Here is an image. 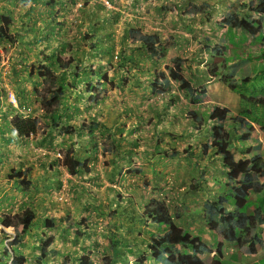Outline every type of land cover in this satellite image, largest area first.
I'll return each mask as SVG.
<instances>
[{"label":"rangeland","instance_id":"1","mask_svg":"<svg viewBox=\"0 0 264 264\" xmlns=\"http://www.w3.org/2000/svg\"><path fill=\"white\" fill-rule=\"evenodd\" d=\"M29 1L0 0V11L13 14L14 30L19 31L15 43L0 41V123L9 125L16 115H27L9 102L10 92L18 104L32 107L29 117L38 118L37 129L27 141L15 138L6 124L0 126V181L11 169L22 171L21 176L26 170L31 181L24 191L19 178L0 187V217L10 216L18 223L21 242L17 246L24 264H80L83 255L93 264H137L144 254V264L150 262L148 235L163 230V225L140 215L152 197L167 202L173 216L181 215L177 220L190 236L206 232L198 209L189 211L180 205L183 182L191 180L189 169L182 174L181 167L189 165L191 156L211 140L213 124L206 113L212 102L219 99L235 109L241 100L222 82L224 76L242 78L252 65V81L240 83L238 90L244 95L264 91V43L246 31L230 29L224 20L233 12L247 15L249 2L256 0H111L110 9L97 0H53L52 5L39 0L38 8L35 5L30 11L32 18L33 13L46 16L53 11L61 21L53 32L59 31L72 47L88 49L67 73L65 98L58 110L64 114L57 127L47 124L35 100L42 87L36 68L42 64L38 62L41 50L48 51L42 38L49 24L41 23L34 36L28 28L33 21L20 23L18 13L27 9ZM251 16L264 30L259 13L252 11ZM0 20L6 21L2 13ZM129 29L157 33L165 50L143 51L131 42ZM83 34H89L86 43ZM93 41L100 47L91 51ZM214 46H222L223 51L216 53L211 50ZM67 56L62 54V60ZM175 58L182 61L186 83L170 81L152 90L157 74L167 73ZM75 72L79 76L72 79ZM103 74L106 89L97 84ZM202 87L210 100L197 105L199 100L192 99ZM242 101L243 111L250 109L248 114L254 118L264 116L263 105ZM190 109L202 118L200 124L192 120ZM90 119L101 123L100 128L88 132ZM63 123L83 130L64 134L58 130ZM70 149L86 160L87 171L68 172L64 156ZM24 208L34 213L28 232L22 230ZM14 235L11 227L0 224V263H11L12 256L2 257L1 247L13 243ZM48 236L54 251L40 259L39 247Z\"/></svg>","mask_w":264,"mask_h":264},{"label":"trees","instance_id":"2","mask_svg":"<svg viewBox=\"0 0 264 264\" xmlns=\"http://www.w3.org/2000/svg\"><path fill=\"white\" fill-rule=\"evenodd\" d=\"M44 1V0H42ZM34 3V6L39 4V0H31ZM46 5H52L53 0H46L44 2ZM33 5L30 6L29 9L23 11V18L27 19V22L33 21V25H29V30L32 31L34 36H37V31L40 29L41 23H48V27L46 26L47 32L46 36L43 37V42H45V49L48 51L41 50L42 59H38V62H41L40 66H37V75L41 78L39 81L42 87L40 93H38L37 98L35 99L38 106L43 109L42 116L44 120H46L47 124L49 122L55 127L58 126V122L62 119L64 113L59 114L58 110L60 105L64 102L65 98V88L67 87V73L69 68L79 55L84 56L88 49L80 47H72L71 42L66 41V37H62L61 33L53 32L52 28L61 25V21H59L54 15L53 11H49L46 16H44L40 11L33 13L35 14V18H32V13L30 11L34 8ZM249 11L247 15H239L236 12H233L224 19L226 24L231 29H240L242 31H246L251 36L257 38L259 37L260 41H264V34H261V30L256 26V20L251 16L252 11H256L259 13L260 20L264 18V0H256L249 2ZM4 17H6V21L1 22L0 20V41H6L8 43H15L19 37V31L14 30V17L10 11L1 12ZM0 13V15H1ZM28 18H30L28 20ZM39 22V24L37 23ZM19 30V29H16ZM18 32V33H17ZM49 33V35H48ZM88 35H81V38L84 39V42L88 40ZM129 38L131 42L138 43L139 47L143 49V51L147 52V50H151L153 53H158L164 51L166 45L161 40L160 36L157 33H149L144 32L140 29H129L128 31ZM236 33H233V36ZM18 36V37H17ZM52 42H55L54 45ZM92 50H96L99 48V42L93 41L89 43ZM78 50V51H77ZM211 50H215L217 53H220L222 50L221 46H214ZM68 54L67 59L62 60V54ZM151 54V55H152ZM58 71V73L56 72ZM34 70H29V75H33ZM79 76V73H73L71 75L72 79H75ZM232 77L226 76L222 78V82L228 85V88L237 92L240 96L241 100H251L254 103L264 104V97H254L256 94H263V90H258L255 92L254 90L249 95H244L239 92L238 86L246 82L248 83V79L244 78L237 83L236 81L231 79ZM101 81L98 82L100 86H104L106 89L107 77L106 75H102L100 78ZM170 81H175L180 84H185L187 79L182 72V61L179 58L173 59L172 66L167 68V73L164 71H160L154 79V85L152 86V90L154 87L168 86ZM92 87V86H91ZM205 87L201 88V95H204L203 92ZM155 90V89H154ZM200 96L195 95L193 102H196ZM20 104H22L20 102ZM66 108V107H65ZM64 108V109H65ZM264 108V105H263ZM251 112V111H250ZM249 112V113H250ZM229 108L225 106H219L214 104L210 107V111L208 113V118L213 122V126L211 127V142L204 143L203 146L205 149L212 148L222 159L223 165L227 169V178L228 184L233 182L234 177L240 175L242 177V181L244 185L241 186L242 192L247 191L248 188H252L253 190H260L264 184H259L254 181V175L260 172L263 168V163L260 161L259 157L254 158H246V157H238L235 155L234 151H232L229 143L230 133L224 128V121L228 118ZM248 114V113H247ZM190 115L193 116V121L196 124H200L202 118L196 115L195 111H190ZM92 118V117H90ZM250 121H254L258 124L264 123V116L250 117ZM91 120V126L87 127V131L94 130L95 128H100L101 123L97 124L93 119ZM233 122L238 120L237 117H233L231 119ZM241 122V119L238 120ZM195 124V128H199V125ZM12 129L15 132L16 137L27 138L30 137L37 129L38 126V118L36 117H19L17 116L12 121ZM59 131H63L64 134L73 135L80 134L82 132V128L76 127L69 123H63L61 127L58 129ZM88 131V132H89ZM91 133V132H90ZM74 149H70V151L64 156L65 164L68 172L72 175L79 173L80 171L88 170V166L86 160L81 159L79 154H75ZM23 176L20 175V171H14L11 169L8 177L10 179L19 178L20 185L23 187L22 190H26L24 188H28L31 181L27 176V171H23ZM221 200V198L219 199ZM205 214L212 219L215 215L219 217L213 224L221 225V235L226 241H244L247 243L248 251L254 249L255 243L258 242V237L254 235L253 229L255 226H251L248 224V214L246 212H228L225 211L224 207L221 203L214 202H205ZM34 213L28 208H24L21 215L22 219V230L25 232L30 231L33 226V218ZM140 215L147 219L148 221L155 223L157 225H163L164 231L156 232L152 231L148 235V248L150 252V257L157 262L162 264H224L222 261V243L219 242L215 245L214 249L207 245L205 242L201 240L199 236H191L186 240L185 237L187 235V231L177 225L173 216L170 213L168 205L158 199V198H150L147 203L143 206V209L140 212ZM258 223H260L259 215L254 214ZM178 217V215H176ZM229 218V219H228ZM0 224L3 227H11L14 231V242L13 243H5L2 245V257L6 258L12 256L10 264H24L23 255L20 249L18 248V244L21 242V234H19L18 223L11 218L10 216L0 217ZM214 226V225H213ZM242 236V238L240 237ZM52 237H46L45 241H43L40 245V254L39 258L43 259L46 255L51 254L54 251V245L52 244ZM189 243L190 249H186L184 244ZM214 251V255L211 260L207 263L202 262L200 255L211 253ZM15 256V257H14ZM147 260V255H141L137 260V264H144ZM80 264H93V261L87 256L83 255L79 259ZM0 264H7L6 262H1Z\"/></svg>","mask_w":264,"mask_h":264},{"label":"crops","instance_id":"3","mask_svg":"<svg viewBox=\"0 0 264 264\" xmlns=\"http://www.w3.org/2000/svg\"><path fill=\"white\" fill-rule=\"evenodd\" d=\"M27 4V9H29L31 5L34 6V3H31V1H29ZM2 8L5 9V7ZM1 12L5 11H0V13ZM18 15L14 16L21 18L20 23L28 25L27 19L23 18V11L19 12ZM234 74L236 76V73ZM254 75L255 74L252 72V65H250V69L249 71L245 72L244 78H247L250 82L252 81ZM240 79V75L234 77L235 81ZM256 97H264V92L263 94H256ZM222 102L223 101L218 99L217 102H212V104H223L222 106L229 108L228 118H226L224 121V128L230 133L229 143L232 151H234L235 155L238 157H246L249 159L254 157L260 158V161L263 163V168L260 172L254 175L253 179L259 184H264V123L258 124L254 121H250L251 115L247 113H249L251 110H242L243 106H241V104L244 101L240 100L237 108L235 109L227 106V104H225L226 102ZM256 106L257 105H255V107ZM260 111L262 112V109ZM233 117H237L238 120L241 119V122L238 120L233 122L231 120ZM2 124H6V121L0 123V126H2ZM7 126L9 131L14 132L12 129V123L5 125L6 128ZM0 138L3 139L2 132L0 133ZM15 138L20 139V137L16 136ZM23 139L27 141L28 137ZM211 140H206V143H210ZM12 141L9 143H15ZM4 151L8 154L7 147L4 149ZM188 164L189 165L186 163V167H181L182 174H185V169H189L188 174L191 175V180L187 179V181L185 180L183 182L181 189L182 195L180 196V205L189 211H191L192 208H197L198 218L202 217L208 227L206 232L203 234H193L191 236H199L203 242L212 248H214L217 243L221 242L222 261L224 264H264V186L260 190L248 188L247 191L242 192L241 186L244 185V182L242 181V177L240 175L234 177L233 182L231 181V184H228L227 169L224 167V165H221L223 164L221 157L211 147L207 149H205L204 146L200 147L191 156ZM20 172L22 173V171ZM8 174L3 180L0 181V187L3 184L6 186L8 183V180L10 179ZM193 177L194 179L192 180ZM12 180L14 179H10L12 183H15V180ZM192 186L194 187L192 188ZM193 191L199 192V194L195 195L192 193ZM220 198L221 200H219ZM206 201H211L214 203L219 202L222 204L225 211L228 212L237 211L246 212L248 214V224L255 226L253 233L259 239L258 242L255 243L253 250L248 251L247 243L244 241H226L223 238L220 231L221 225H212V223L218 220L219 217L215 215L212 219H210V217L205 214L204 209ZM166 204L168 205L169 210L172 209L173 211V208H171L167 202ZM256 213L259 215L261 221L260 223H258L256 217L254 216ZM177 215L179 214L177 213ZM180 216L181 215H179V217ZM174 222L183 228L179 220L174 219ZM162 231H164V228ZM191 236L187 233L185 239L187 240L188 237ZM240 237L242 238L241 235ZM184 247L189 250L190 244L186 243L184 244ZM213 255L214 251L209 253L207 257L201 258L200 255V258L202 262L207 263L211 260ZM148 261L150 262L146 264H162L160 262L154 261L152 258L148 259ZM225 261L229 262L226 263Z\"/></svg>","mask_w":264,"mask_h":264},{"label":"clouds","instance_id":"4","mask_svg":"<svg viewBox=\"0 0 264 264\" xmlns=\"http://www.w3.org/2000/svg\"><path fill=\"white\" fill-rule=\"evenodd\" d=\"M97 2H99L98 0H97ZM110 2H111V0H110ZM100 3V2H99ZM100 4H102V3H100ZM103 5V4H102ZM104 6V5H103ZM105 7V6H104ZM105 8H107V7H105ZM108 9H110V8H108ZM261 21V23H263V21H264V18L262 19V20H260ZM258 27V26H257ZM260 30H261V33L263 32V34H264V30H262L260 27H258ZM231 29V28H230ZM247 35H250L249 33H247ZM251 36V35H250ZM252 38H254L255 40H256V38L255 37H253V36H251ZM258 41V40H257ZM258 42H262V41H258ZM263 43H264V41H263ZM222 47V46H221ZM215 51V50H214ZM223 51V49L221 50V52ZM216 52V51H215ZM220 52V53H221ZM217 53V52H216ZM220 53H218V54H220ZM250 57V56H249ZM261 64V63H260ZM259 64V65H260ZM254 66V65H253ZM258 66V65H257ZM225 77V76H224ZM232 79V78H231ZM242 79H244V77L243 78H241L240 80H238V81H236L237 83H240V81L242 80ZM232 80H234V79H232ZM235 81V80H234ZM13 93V92H12ZM202 93V92H201ZM201 93H200V95H198V96H200L199 98H198V100H196V102L198 101V103H197V105L199 104V103H204V101H207V100H209L208 98H206L205 97V91L203 92V94L204 95H201ZM15 97V96H14ZM15 99H16V97H15ZM9 102H11V101H9ZM16 102L17 103H12L13 105V107H15V109H17V112H19V113H21V114H27V115H16V116H19V117H22V118H25V117H29V113L31 112V110L29 111V112H23V111H21L22 109L24 110L26 107H30V109H32V107L30 106V105H28V106H26V105H24V104H18V100H16ZM195 103V102H194ZM212 105H214V104H211L210 105V107L212 106ZM218 105V104H217ZM220 106V105H219ZM193 109H190L188 112H190V111H192ZM193 111H195V110H193ZM209 111H210V109H209ZM209 111H208V113H209ZM208 113H206L207 115H208ZM193 117V116H192ZM192 120H193V118H192ZM213 123V122H212ZM14 133V132H13ZM16 136V135H15ZM163 201V200H162ZM171 213V212H170ZM172 214V213H171ZM176 215H177V213H175L174 214V216H173V214H172V216H173V220L174 219H179V215H178V217H176ZM214 249V248H213ZM213 252V251H212ZM215 253V252H214ZM207 254H209V253H207Z\"/></svg>","mask_w":264,"mask_h":264},{"label":"built area","instance_id":"5","mask_svg":"<svg viewBox=\"0 0 264 264\" xmlns=\"http://www.w3.org/2000/svg\"><path fill=\"white\" fill-rule=\"evenodd\" d=\"M100 3H102L105 7L107 8H112V3L110 2V0H98ZM8 99L11 100V102H13L15 104V97H14V94L12 92H10L8 94ZM16 105V104H15ZM31 109L30 107H26L24 110L22 109L21 111L23 112H29Z\"/></svg>","mask_w":264,"mask_h":264}]
</instances>
